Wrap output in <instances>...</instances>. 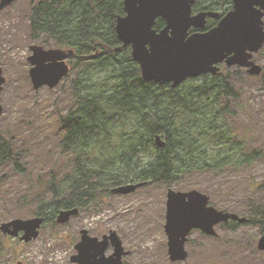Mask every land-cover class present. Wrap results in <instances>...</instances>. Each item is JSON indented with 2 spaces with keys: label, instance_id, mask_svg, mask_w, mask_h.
<instances>
[{
  "label": "rangeland",
  "instance_id": "374dc122",
  "mask_svg": "<svg viewBox=\"0 0 264 264\" xmlns=\"http://www.w3.org/2000/svg\"><path fill=\"white\" fill-rule=\"evenodd\" d=\"M38 1L17 0L0 11V65L6 76L0 93V103L4 106L0 130L7 138H13L14 145L10 147L22 166L21 171L16 170L15 164L2 160L0 155V224L14 218L36 217L35 198L47 191L54 180L64 181L72 176L77 165L78 154L59 145L61 115L68 111L73 98L76 99L70 93L73 86L63 80L54 88L45 85L35 89L29 74L30 46L42 44L28 33L29 11ZM256 57L263 67L261 75H252L243 69L225 70L222 75L224 79L231 74L238 75L229 79L238 94L231 103L229 120L233 130L249 131V144L263 147L259 149L261 155L252 157L250 163L238 158L240 153L235 151L227 152L231 158L224 160L208 158V165L235 163L237 169H196L183 176L185 188L177 181L151 182L129 194H98L89 207L82 208L65 225L49 221V214L40 235L27 243L0 232V264H73L71 257L77 253L74 245L81 239L83 228L100 238L115 229L125 248L131 251L124 257L125 264H264V251L258 249L264 233L260 221L236 228L216 226L214 235L195 229L186 243L188 257L180 261L171 260L164 230L169 189H197L208 194L210 204L220 210L247 218L251 213L260 214L247 206L264 198V48ZM82 69V65H77L72 76ZM95 79L100 82L102 77ZM227 99L223 97L222 103L226 104ZM253 140L256 142L251 143ZM250 145L241 144V154L255 151L256 147ZM97 154L100 152L95 149L88 155L94 167L105 164L113 174L120 166L115 157V166L107 160L92 162L93 155ZM111 155L115 156V150L108 157ZM260 210L264 211V207ZM110 252L111 248L107 253Z\"/></svg>",
  "mask_w": 264,
  "mask_h": 264
},
{
  "label": "trees",
  "instance_id": "16d2710c",
  "mask_svg": "<svg viewBox=\"0 0 264 264\" xmlns=\"http://www.w3.org/2000/svg\"><path fill=\"white\" fill-rule=\"evenodd\" d=\"M122 15L124 0H39L29 11L32 39L45 47L53 44L74 49L69 58L72 69L64 80L73 86L70 93L76 99L61 115L59 145L78 154L77 165L72 176L54 180L33 201L35 214L46 218L51 214L49 221L53 223L60 210L89 207L98 194H112L117 185L177 181L185 188L183 176L196 169H237L235 163L208 165V158L224 160L231 158L227 152L235 151L240 153L238 158L250 163L252 157L261 155L263 147L249 144V131L233 130L229 120L231 103L238 97L229 79L238 75L224 79L221 73L207 74L201 80L189 78L175 88L170 83L145 80L131 48L124 47L117 35V19ZM165 23L159 18L155 28L159 30ZM119 47L121 50L116 49ZM77 65L83 69L72 76ZM97 76L102 77L100 82ZM223 97L228 98L226 104ZM158 134L165 140L163 148L156 145ZM243 143L256 147L255 151L241 154ZM12 145L13 138L0 130L1 159L21 171ZM95 149L100 154L93 155L92 162L107 160L115 166L114 157L120 162L113 174L105 164L94 167L90 163L88 155ZM114 150L115 156L109 158ZM263 200L247 204L260 214L251 213L242 223L260 221L262 233ZM242 224L230 220L218 226L236 228Z\"/></svg>",
  "mask_w": 264,
  "mask_h": 264
},
{
  "label": "water",
  "instance_id": "95a60500",
  "mask_svg": "<svg viewBox=\"0 0 264 264\" xmlns=\"http://www.w3.org/2000/svg\"><path fill=\"white\" fill-rule=\"evenodd\" d=\"M17 0H0V11ZM196 0H124L126 14L119 16L116 32L123 46H131L133 58L140 64L142 76L147 81L160 84L171 83L175 88L188 78L220 71L219 63L227 59L229 66L248 67L251 74L261 75L263 67L253 60L254 53L264 47V0H234V8L219 24L206 31L207 16H219L217 12L193 13ZM165 20V26L155 28L157 19ZM32 54L29 74L33 87L45 85L56 87L70 72L67 62L72 48H45L40 44L30 46ZM121 50L120 48H116ZM6 76L0 65V93ZM4 106L0 103V116ZM155 142L163 148L166 143L160 135ZM141 183H129L114 187L118 194H129ZM208 194L197 189L177 191L169 189L167 194V215L165 232L168 236V251L172 261L188 257L186 242L193 229H201L207 234H216V225L229 220L245 222L247 217L237 213L219 210L209 204ZM79 214V208L62 209L57 214V223L66 224ZM43 216L23 219L14 218L0 224V232L20 240L30 242L40 235ZM110 255L106 254L109 246ZM77 253L71 257L73 264H125L124 256L131 253L124 246L116 230L102 238L82 230V238L75 245ZM258 249L264 251V234L258 242ZM23 264V262H19Z\"/></svg>",
  "mask_w": 264,
  "mask_h": 264
},
{
  "label": "flooded vegetation",
  "instance_id": "af4514ba",
  "mask_svg": "<svg viewBox=\"0 0 264 264\" xmlns=\"http://www.w3.org/2000/svg\"><path fill=\"white\" fill-rule=\"evenodd\" d=\"M198 6V8L196 7ZM234 8V0H196L194 5H193V13H198V12H204V11H213V12H217L219 14V16L217 17H214V16H211V15H208L207 16V23H206V27L204 29H191V32L193 31H203V32H206L214 27H216L219 22L221 21V19L229 12L231 11L232 9ZM263 20H264V17H263ZM131 48V47H130ZM132 50V49H131ZM257 53L254 54L253 56V59L255 62L259 63V61L257 60V57H256ZM67 62L69 63L68 59H67ZM218 66L220 67V73H223L225 70H228V72L230 71H242L240 69H243L246 73H248V68L247 67H242L240 65H231L229 66L228 63H227V59L224 60L223 62L219 63ZM237 70H235V69ZM207 74H212L211 72H208V73H203L201 75H199L198 77H196V79H199V78H203L204 75H207ZM213 75V74H212ZM80 213V212H79ZM74 217V216H73ZM72 217V218H73ZM71 218V219H72ZM47 218H44V221L46 222ZM55 221H56V218H55ZM83 229H88V228H83ZM82 229V230H83ZM82 230H81V238H82ZM112 230V229H111ZM110 230V231H111ZM89 233H90V230L88 229ZM109 231V233H110ZM108 233H104V235H106ZM91 235V234H90ZM94 236V235H93ZM102 236V237H103ZM14 237V236H13ZM99 237V236H98ZM14 238H18L20 240L19 237H14ZM100 238V237H99ZM81 240V239H80ZM79 240V241H80ZM22 241V240H20ZM77 241L75 243V245L79 242ZM22 242H25V241H22ZM27 243V242H26ZM74 245V247H75ZM111 248V252L110 253H107L109 252V249ZM76 249V248H75ZM113 252V247L110 245L106 251V254L107 255H110L111 253Z\"/></svg>",
  "mask_w": 264,
  "mask_h": 264
},
{
  "label": "bare ground",
  "instance_id": "6f19581e",
  "mask_svg": "<svg viewBox=\"0 0 264 264\" xmlns=\"http://www.w3.org/2000/svg\"><path fill=\"white\" fill-rule=\"evenodd\" d=\"M78 62V61H77ZM74 63V62H73Z\"/></svg>",
  "mask_w": 264,
  "mask_h": 264
}]
</instances>
